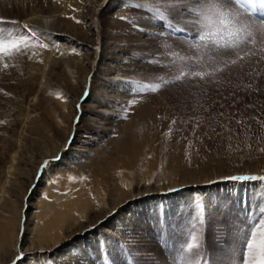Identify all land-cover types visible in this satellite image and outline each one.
I'll return each mask as SVG.
<instances>
[{
  "label": "rangeland",
  "instance_id": "1",
  "mask_svg": "<svg viewBox=\"0 0 264 264\" xmlns=\"http://www.w3.org/2000/svg\"><path fill=\"white\" fill-rule=\"evenodd\" d=\"M169 16L159 0H0V40L28 41L0 56V264H243L264 181L230 178L264 177V33L178 79L218 21Z\"/></svg>",
  "mask_w": 264,
  "mask_h": 264
},
{
  "label": "snow or ice",
  "instance_id": "2",
  "mask_svg": "<svg viewBox=\"0 0 264 264\" xmlns=\"http://www.w3.org/2000/svg\"><path fill=\"white\" fill-rule=\"evenodd\" d=\"M159 3L171 13V16L176 17L173 23L178 24L181 20L191 21V27L197 28L198 26L203 27V22L207 21L210 16L215 17L218 21V27L214 33L197 31L196 39L202 42L199 45L201 55L193 63H189L192 60L191 56L180 57L185 63L178 69L180 72L178 79L184 76L204 78L210 75V73L203 70L204 67L216 64L221 57L230 55L231 52L239 49L242 44L251 42L255 45L256 41L252 39L254 33L256 31L264 33V0H159ZM136 7L140 8L142 5L137 4ZM150 11L158 17V21L166 18L160 7L151 8ZM257 11L260 13L259 24L250 23L251 13ZM171 16L167 18L171 19ZM174 30L183 32L186 29L181 25ZM216 36L220 39H216ZM227 38H231V40L224 44L220 43L221 39ZM27 44L28 41L25 36L17 35L12 38L11 33H9L8 38L0 40V56H10L13 52H21V46L27 47ZM260 51L264 52V44L261 45ZM256 54L255 52L251 53L253 56ZM245 55H248V53H245ZM222 62L225 66L229 63L228 60ZM236 62L235 59L231 60L232 64ZM197 68L200 70H195ZM219 70V68H214V71ZM45 163L47 164V162ZM230 179H259L264 181V177H231ZM259 210L262 217H264V205ZM258 233L264 236V218L259 219L246 233L242 234L241 239L245 245L243 264H264V243L259 248L254 243ZM190 241L186 243V249L189 252L198 248L195 235L190 234Z\"/></svg>",
  "mask_w": 264,
  "mask_h": 264
},
{
  "label": "bare ground",
  "instance_id": "3",
  "mask_svg": "<svg viewBox=\"0 0 264 264\" xmlns=\"http://www.w3.org/2000/svg\"><path fill=\"white\" fill-rule=\"evenodd\" d=\"M254 13L256 14V12H254ZM39 22H40V21H39ZM39 25H40V23H39ZM41 25H42V24H41ZM113 79H116V78L114 77ZM84 197H86V196L84 195ZM60 200H61V199H60ZM80 201H82V199H81ZM43 209H44V208H43ZM58 212H59L58 210H56V211H52V213L49 215V218H51V216H52V218L54 219L53 216L56 217V216L58 215ZM59 213H60V212H59ZM56 214H57V215H56ZM62 214H63V213H62ZM59 215H61V214H59ZM58 219H59V218H58ZM56 220H57V219H56ZM56 220H55V221H56ZM50 221H52V219H50ZM53 221H54V220H53ZM53 221H52V222H53ZM55 221H54V222H55ZM45 222H46V221H45ZM47 222H49V221H47ZM47 222L44 223V224L47 225ZM55 223H58V221L55 222ZM44 224H43L42 226H44ZM58 224H59V223H58ZM58 224H57V225H58ZM60 224H62V223H60ZM50 225L52 226V224H50ZM50 225H49V226H50ZM54 225H55V224H54ZM54 225H53V226H54ZM55 226H56V225H55ZM47 228H48V227H47ZM44 229H46V227H44ZM41 230H42V229H41ZM46 230H47V229H46ZM42 231H43V230H42ZM48 231H49V230H48ZM44 232H45V231H44Z\"/></svg>",
  "mask_w": 264,
  "mask_h": 264
}]
</instances>
